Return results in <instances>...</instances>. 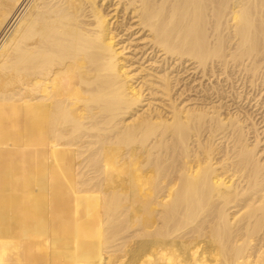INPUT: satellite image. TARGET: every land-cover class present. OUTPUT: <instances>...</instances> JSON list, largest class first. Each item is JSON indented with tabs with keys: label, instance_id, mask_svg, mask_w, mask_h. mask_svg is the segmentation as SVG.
Returning <instances> with one entry per match:
<instances>
[{
	"label": "bare ground",
	"instance_id": "obj_1",
	"mask_svg": "<svg viewBox=\"0 0 264 264\" xmlns=\"http://www.w3.org/2000/svg\"><path fill=\"white\" fill-rule=\"evenodd\" d=\"M105 1L0 0V264H264V129L172 72L264 39V0Z\"/></svg>",
	"mask_w": 264,
	"mask_h": 264
},
{
	"label": "rangeland",
	"instance_id": "obj_2",
	"mask_svg": "<svg viewBox=\"0 0 264 264\" xmlns=\"http://www.w3.org/2000/svg\"><path fill=\"white\" fill-rule=\"evenodd\" d=\"M114 1H116V0H109L108 2L107 1H105V3H104V6L107 8V7H109L110 9L108 10L109 12H111V11H113L112 9L114 8V6H116L115 5V3H114ZM215 1V0H214ZM218 1H220V0H218ZM103 3V2H102ZM117 4V3H116ZM221 5H219V7H220ZM218 7V5H217V8L218 9H220ZM111 10V11H110ZM112 14H113V12H112ZM212 17V16H211ZM209 18V17H208ZM206 19V18H204V19H206V20H204L203 19V21L205 22H207V20H208V23H204V26H207V24H208V26L210 27V28H208V29H210V31L209 32H211V30L212 31H214V28H212L211 26H213L214 27V22H213V20H212V18L214 19V17H212V18H210V19ZM119 20H121V18L119 19ZM211 20V21H210ZM210 21V22H209ZM255 23V22H254ZM206 24V25H205ZM257 24V23H256ZM211 25V26H210ZM254 26V25H253ZM256 26L257 25H255L254 27L256 28ZM261 26V24H259L258 23V26H257V31L254 29L253 30V27H251V31H252V34L250 35V39H247V41L249 40V43H244L246 46L244 47V44H243V42H241L242 43V47L240 46H238V49L239 50H237V44H241L240 43V41L239 40H237V39H239L240 37L242 38L243 36H241L240 34V36L238 35H235L236 36V38H232L231 40H230V38H229V36H228V38H227V35H228V33L226 34V32H227V30L225 31V33H224V30H222V29H220V30H222L223 31V33H222V31H220L221 32V35H223L222 37H221V35L220 36H217V35H219L220 34V32H218V34L217 33H212L213 35H214V37H212L213 38V40H214V38H218V39H216L217 41L216 42H218V44L220 45V43H221V45H220V47L222 48V45L224 46L223 48H222V51L220 50V54L223 52L224 53V55H223V53L221 54V56H219L218 55V59L219 60H217V58H209V60L210 59H213V61L215 62H213V65L216 67L215 68V73H213V75H211L210 77L209 76H204L201 72H199V71H195L194 69H193V65L191 64V62H188V63H186L185 65H183V66H181V67H178L177 65H175V69L173 68V70L174 71H172L173 72V75H177V74H179V78L181 79V81H184V82H181L182 83V85H184L185 86V91L187 92H185V95H186V98H190V100L192 99V101L190 102V103H194V102H196L198 105H200V106H202V105H204L205 104V106H211L212 107V105H214L215 107H217L218 108V110L224 115H228V114H238V116H240V118H242V119H245V117L246 118H251L253 121H251V122H255V124L254 123H251V128H252V132L254 131V130H256V131H259V132H261L262 131V129H264V85H262V86H260L261 84H264V64H262V66L259 68L260 69V71H258L257 72V69L258 68H256L257 67V65H256V67H254L255 69H256V71L255 72H257V74L254 72V70L252 71L253 72V74H254V76L252 75L251 76V74H252V72H248L249 70H247V71H241V69H242V67L240 68V66L239 65H241V63L243 62V60H242V62H241V59H243V57L242 56H247V55H245L247 52L246 51H248V53L250 52V50H254L255 48V50L253 51V52H255L256 54H254V53H251L249 56L250 57H252V58H255L256 56L258 57V58H260V60L261 59H263V60H261L262 62L264 61V49H263V47H264V43H262V42H264V39L262 38V36H261V34H262V31L260 30V27ZM224 29H225V27H223ZM256 34H255V33ZM236 34V33H235ZM212 36V35H211ZM216 36V37H215ZM225 36V37H224ZM234 36V37H235ZM253 36V37H252ZM259 36V37H258ZM261 36V37H260ZM238 37V38H237ZM264 37V36H263ZM224 38H225V40H224ZM227 38V39H226ZM211 39V38H210ZM221 39V40H220ZM243 39H245L244 37H243ZM257 39L259 40V41H257ZM262 39V40H261ZM241 40V39H240ZM125 41L127 42V39H125ZM215 41V40H214ZM221 41V42H220ZM225 43H224V42ZM238 41H239V43H238ZM242 41V40H241ZM244 41V40H243ZM251 41V42H250ZM216 42H214L215 44H216ZM236 42V43H235ZM253 42V43H252ZM260 43V45H258L257 44V46H255L256 45V43ZM135 43V42H134ZM132 43V45L129 43L128 44V42H127V44L128 45H126V43H125V46H129V45H131V46H129L128 47V49L125 51L126 53H125V56L127 57V58H129L130 59V57H131V59H130V61L132 62H135V60H132V59H134L135 58V54H137V58H140L141 57V55L138 53V51L136 52L135 50H134V48L136 47V44L137 43ZM214 43H213V46H214ZM251 43V44H250ZM255 43V44H254ZM263 45H262V44ZM217 44V45H218ZM224 44H226V45H224ZM230 44H231V46H230ZM247 44L248 45H251L250 47L251 48H249V47H247ZM254 44V45H253ZM232 45H236V47H232ZM261 46H263L262 48H261ZM226 47V48H225ZM229 47V49H227ZM252 47L254 48V49H252ZM260 47V48H259ZM225 48V49H224ZM242 48V49H241ZM245 48H247V50L245 49ZM257 48H259V49H257ZM236 49V50H235ZM234 51L233 53H236L237 55H238V53H240V55L239 56H237L236 54L234 55L232 52H230V51ZM257 50V51H256ZM259 50L261 51V52H259ZM237 51V52H236ZM238 51H240V52H238ZM242 52V53H241ZM134 53V54H133ZM230 53H231V55H230ZM139 54V55H138ZM242 54H244V55H242ZM253 54V55H252ZM132 55V56H131ZM134 55V56H133ZM232 55H234V56H232ZM252 55V56H251ZM254 55H255V57H254ZM263 55V56H262ZM130 56V57H129ZM237 57V59H234V58H232V57ZM134 57V58H133ZM214 57V56H213ZM224 57H227V59H229L230 60V58L232 59V60H226V58H225V60L226 61H228V62H226V61H223V58ZM137 58H135L136 60H137ZM248 58V56L246 57V58H244V59H247ZM240 59V60H239ZM255 60V59H254ZM216 61H218V62H216ZM223 61V62H222ZM233 61H237V62H233ZM260 61V62H261ZM132 62V63H133ZM144 62V61H143ZM210 62H212L211 60L210 61H208V63H210ZM228 63L227 64V66H225L223 63ZM239 62H240V64H239ZM257 62H259V60L257 59ZM259 62V64H261ZM147 64V63H146ZM145 64V66H147ZM175 64V63H174ZM173 64V65H174ZM258 64V67L260 66ZM210 65H212V63L210 64ZM138 66V64L136 63L135 65H133V69L135 68V67H137ZM238 66V68L236 69V67ZM177 67V68H176ZM235 68V69H234ZM253 68V69H254ZM258 69V70H259ZM261 69H263V70H261ZM246 72H247V74H246ZM251 73V74H250ZM259 73V74H258ZM263 73V74H262ZM262 75H263V77H262ZM257 77V78H262V79H260V82H261V84L259 83V82H257L256 80H255V78H254V81H253V77ZM259 76H261V77H259ZM251 78V79H250ZM263 80V81H262ZM253 81V82H252ZM256 81V82H255ZM259 81V80H258ZM255 82V84H253ZM263 82V83H262ZM256 83H258L257 85H256ZM186 84V85H185ZM254 85H255V87H254ZM258 85H259V87H258ZM263 89V90H262ZM188 90V91H187ZM147 93V92H146ZM147 98H148V96H147ZM154 99V100H153ZM151 100H152V105H154L155 107H157L158 108V110L160 111V113L162 112L163 114L162 115H164V117L165 116H168L169 114H168V112H170L169 111V108L166 106L167 104H168V101H162V100H159V98H151ZM167 102V103H166ZM203 103V104H202ZM207 103V104H206ZM212 103V104H211ZM209 104V105H208ZM248 116V117H247ZM250 119V120H251ZM253 124V125H252ZM256 125V127L259 129V130H257V128H254L253 129V127L252 126H255ZM204 128V129H203ZM202 128V132H201V140H202V138H204V141L203 142H205V140H206V138L205 137H208V135L206 136V132H207V126H204ZM206 128V129H205ZM206 132H205V131ZM261 130V131H260ZM202 133H204L203 135H202ZM204 135H205V137H204ZM253 135V134H252ZM207 139H210V138H207ZM207 141V140H206ZM209 141V140H208ZM213 141V139H210V142H212ZM154 142V141H153ZM170 142V144L172 145V143H171V141H169ZM133 146V145H132ZM172 147V146H171ZM171 147L170 148H167L169 151H168V153H169V155H167L168 153H166V151H167V149H165L166 151H163L162 149H161V151L160 152H162V153H164V154H162L163 156L165 155V153H166V155L164 156L166 159H167V161L168 162H170V163H166V159L164 158L163 159V161H165V163L164 164H166V165H169V164H171V159H172V157L174 156V157H180V156H178L179 155V152H174V154H172L171 153ZM217 152V151H216ZM215 152V153H216ZM214 153V154H215ZM160 155H161V153H160ZM161 155V156H162ZM167 156V157H166ZM168 156L169 157H171V159H170V161L168 160ZM178 159V158H177ZM124 215H125V213H124ZM123 215V216H124ZM118 216H120V215H118ZM116 217V220L114 221L115 223H116V221H118V219L117 218H119V217ZM123 216H120V218H119V220L121 221V223L120 224H123V225H121V227H120V224H119V226H118V223L116 224V226H118V227H120L121 228V231L119 230V232H120V234H122L123 233V231L122 230H124V228L126 227L125 226V224L127 225V222L125 221V220H127V218H126V215L123 217ZM121 217L123 218V221L125 222H123L122 220H121ZM124 218H126V219H124ZM93 220V219H92ZM91 220V221H92ZM120 221H118V222H120ZM128 221V220H127ZM122 227H124V228H122ZM128 229V228H127ZM134 230V229H133ZM133 230H130L129 231V234L126 236L125 234H122V235H119V237H121V238H119V239H124L123 241H121L123 244H124V241L127 239V238H129L128 236H130L131 235V231H133ZM112 231V230H111ZM126 231V230H125ZM118 232V231H117ZM128 232V231H127ZM125 233V232H124ZM117 234V233H116ZM118 237V236H117ZM127 237V238H126ZM126 238V239H125ZM121 242L119 243L118 241L115 243V244H117V243H119V245H120V247L122 248V244H121ZM114 244V243H113ZM118 245V244H117ZM118 245V246H119ZM117 248V246L115 247V249ZM120 248V249H121ZM119 249L117 248V251H118ZM117 254H120V253H117Z\"/></svg>",
	"mask_w": 264,
	"mask_h": 264
}]
</instances>
